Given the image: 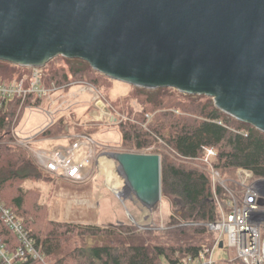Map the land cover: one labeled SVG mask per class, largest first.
<instances>
[{
  "label": "water",
  "instance_id": "water-1",
  "mask_svg": "<svg viewBox=\"0 0 264 264\" xmlns=\"http://www.w3.org/2000/svg\"><path fill=\"white\" fill-rule=\"evenodd\" d=\"M57 57L134 88L205 96L264 134V0H0V62ZM105 155L129 197L156 209L160 156Z\"/></svg>",
  "mask_w": 264,
  "mask_h": 264
},
{
  "label": "trees",
  "instance_id": "trees-1",
  "mask_svg": "<svg viewBox=\"0 0 264 264\" xmlns=\"http://www.w3.org/2000/svg\"><path fill=\"white\" fill-rule=\"evenodd\" d=\"M65 61L68 68L55 66L45 73L48 81L63 85L84 80L100 88L98 80L90 77L92 70L86 63ZM25 73V68L0 62V81L20 78ZM133 91V99L120 98L127 104L121 110L126 119L117 127L121 150L153 149V153L159 154L162 199L169 205L166 231L208 236L205 244L211 247L217 233L207 224L219 220V205L227 210L229 195L219 184L213 186L208 167L201 161L204 149L216 151L211 165L228 187L236 188L234 181L239 168L251 171L254 179L264 180V134L220 112L205 96L183 95L170 89L147 91L133 87ZM130 101H135L140 111L136 112ZM29 105L38 107L40 101L28 99L19 110L20 101L14 98L0 110V201L23 220L35 248L49 264H175L188 256H198L200 248L195 244L124 245L121 236L137 232L129 225L103 228L45 220L36 190L26 188L25 183L49 184L56 189H65L67 185L42 171L25 149L11 144V126ZM68 127L61 117L39 137L64 136ZM82 132L88 136L93 133L87 129ZM176 201L181 206L179 213L174 211ZM84 238L93 240V244L77 245L76 240ZM0 240L10 250L18 246L16 237L1 219ZM218 264H239V261L233 257Z\"/></svg>",
  "mask_w": 264,
  "mask_h": 264
},
{
  "label": "built area",
  "instance_id": "built-area-1",
  "mask_svg": "<svg viewBox=\"0 0 264 264\" xmlns=\"http://www.w3.org/2000/svg\"><path fill=\"white\" fill-rule=\"evenodd\" d=\"M42 68H25L26 73L23 77L0 81V110L4 109L14 98L20 101L19 110L23 108L28 99L32 102L39 100L38 107L46 105L44 112L48 117V123L38 134L22 137L17 132V126L12 127V124L14 144L25 149L42 171L54 178L80 184L86 181L85 168L93 161L95 144L90 136L81 133L72 134L70 138L72 142L67 151H46L41 147L32 148L31 146L46 140L40 138L39 135L69 112L71 102L81 95L90 96L92 103L94 101L98 114L96 122L104 121L106 118L116 122L117 119L111 114L109 110L111 107L107 100L92 84L71 81L57 85L46 79ZM74 89H76L75 92ZM38 107L29 105L24 109H37ZM89 123H93V119ZM68 129L69 127L67 131ZM204 154L201 161L208 167L213 186L219 184L229 195L226 203L227 210L219 205V220L207 224L210 230L217 233L214 244L211 247H207L206 244L200 245L198 256H188L175 264H218L213 259V254L219 248L220 243L223 248V238L226 239L227 250L234 259L239 261V264H264V182L260 181L261 179H254L251 171L239 168L236 170L234 181L236 188L227 189L225 182L221 180L219 173L211 165L210 160L216 155V151L204 149ZM0 219L18 242L17 248L10 250L0 240V264H49L35 248L33 239L24 228L23 220L5 207L1 201Z\"/></svg>",
  "mask_w": 264,
  "mask_h": 264
},
{
  "label": "rangeland",
  "instance_id": "rangeland-1",
  "mask_svg": "<svg viewBox=\"0 0 264 264\" xmlns=\"http://www.w3.org/2000/svg\"><path fill=\"white\" fill-rule=\"evenodd\" d=\"M65 60L62 57H57L48 62L42 69L46 73L55 66L61 69L68 68ZM69 61L70 63H75L78 60ZM95 73H93V70L90 73V77L96 78L99 83L100 88L95 89L107 100L110 105L109 107H111L109 110L117 121H110L109 118H106L104 121L96 122L95 119L98 117V114L94 101L92 103L90 96L81 95L77 100L71 102L70 111L63 115L64 117L62 116L69 126L67 133L84 134L82 132L84 129H87L88 132L93 131L90 136L95 144V147H93V161L85 168V173L87 174L86 181L74 184L60 179L66 183L67 187L65 189H56L54 185L49 184L25 183L24 186L26 188L36 190V198L39 197V204L44 207L43 210L45 211L42 217H45V220L49 219L55 222L96 225L103 228L125 225L133 226V229L137 231L136 233L121 236V241L124 245L170 246L195 244L200 246L205 244L208 236L175 235L166 231L169 205L162 197L157 208L151 212L141 210L140 204L136 199L129 197L130 194L124 188L123 178L117 174V163L107 157L105 153L113 151L126 152L121 150L117 129L118 124L126 119V115L121 113V110H123V106L125 109L127 104L124 103L125 100L123 99L120 101V98L129 96L133 99L135 92L132 86L110 80L97 72ZM77 81L89 83L84 80ZM73 91L75 92L76 89ZM202 101H204V98ZM129 105L136 112L140 111L135 101H130ZM45 109L46 105L37 109H24L21 118L19 121L15 120L12 127L17 126V132L22 137L38 134L48 123V117L44 112ZM92 119L93 123H89ZM87 123L88 125H86ZM10 137L12 138L11 144L15 145L12 132ZM68 144V140L51 138L44 140L42 143H34L31 147H41L46 151H53L57 147ZM131 152L135 153L136 151ZM142 152L156 154L153 153V149ZM177 161L181 162L179 159ZM185 163L189 165L196 164ZM223 181L225 182V180ZM229 188L234 189L227 186V189ZM180 209V203L176 201L174 211L179 213ZM41 222L44 223V219ZM222 241L223 248L216 249L213 254V259L217 263H224L229 258H233V255L227 250L226 239L223 238ZM76 242L77 245L93 244V240L89 238H84L80 241L76 240ZM45 261L47 262L46 259Z\"/></svg>",
  "mask_w": 264,
  "mask_h": 264
},
{
  "label": "crops",
  "instance_id": "crops-1",
  "mask_svg": "<svg viewBox=\"0 0 264 264\" xmlns=\"http://www.w3.org/2000/svg\"><path fill=\"white\" fill-rule=\"evenodd\" d=\"M71 135H72L71 133H68V134H66V135H64V136L58 137V138H60V139L68 140V141H69V144H68V145H63V146L57 147L55 150L67 151V149H68L69 146H70V143L72 142V141L70 140ZM80 155L82 156L83 154L81 153Z\"/></svg>",
  "mask_w": 264,
  "mask_h": 264
},
{
  "label": "flooded vegetation",
  "instance_id": "flooded-vegetation-1",
  "mask_svg": "<svg viewBox=\"0 0 264 264\" xmlns=\"http://www.w3.org/2000/svg\"><path fill=\"white\" fill-rule=\"evenodd\" d=\"M140 207H141V208H140L141 210H144L145 212H149V211H147L145 208H143L141 205H140Z\"/></svg>",
  "mask_w": 264,
  "mask_h": 264
},
{
  "label": "bare ground",
  "instance_id": "bare-ground-1",
  "mask_svg": "<svg viewBox=\"0 0 264 264\" xmlns=\"http://www.w3.org/2000/svg\"><path fill=\"white\" fill-rule=\"evenodd\" d=\"M109 171H111L110 169H108ZM108 173V172H107ZM118 174V173H117ZM110 175V174H109ZM119 175V174H118ZM124 188H126V186L124 185Z\"/></svg>",
  "mask_w": 264,
  "mask_h": 264
}]
</instances>
